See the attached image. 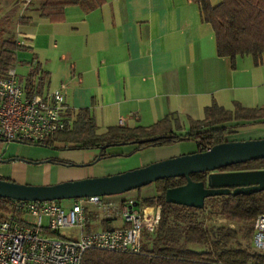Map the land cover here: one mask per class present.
<instances>
[{"label":"crops","instance_id":"0c3cea01","mask_svg":"<svg viewBox=\"0 0 264 264\" xmlns=\"http://www.w3.org/2000/svg\"><path fill=\"white\" fill-rule=\"evenodd\" d=\"M38 3L9 7L26 20L16 39L29 49L18 58L33 61L37 77L45 73L44 92L64 85L67 113L87 109L99 132L115 125L149 126L169 113L185 122L200 120L212 103L226 109L235 102L264 105V64L254 65L250 55L233 61L219 57L213 28L202 21L193 0H104L92 9L68 5L59 21L40 17ZM127 148L144 165L168 150ZM93 155L92 150L0 141V177L26 181L28 164L36 185L84 178L85 171L78 169L84 166H92L89 177L117 172L119 160L89 165ZM55 158L75 165H59ZM88 229H103L100 219Z\"/></svg>","mask_w":264,"mask_h":264},{"label":"trees","instance_id":"16d2710c","mask_svg":"<svg viewBox=\"0 0 264 264\" xmlns=\"http://www.w3.org/2000/svg\"><path fill=\"white\" fill-rule=\"evenodd\" d=\"M31 3L34 0H26ZM40 17L51 21L63 18L68 5L83 4L87 9L100 6L104 0H37ZM198 4L201 19L209 23L214 31L216 53L232 61L237 56L250 55L254 65L264 64V0H193ZM12 13L0 17V78H5L10 68H15L19 60L18 52L29 48L12 35L4 36L13 24ZM24 24L25 17L16 19ZM23 62V61H22ZM29 61L27 64L32 63ZM33 71L22 78L26 94L44 92L45 73L37 77L38 66L32 63ZM70 125L39 142L27 143L58 150L96 149L101 159L117 156L107 154L109 146L132 145L134 151L155 146H169L183 141L195 144L193 152H203L215 144L227 141V137L237 133V127L264 122V105L245 107L235 102L233 108L226 109L216 103L205 107L204 117L193 120L183 134H176L173 124L181 126L176 113L166 114L149 126H109L103 132L87 109L69 111ZM159 137L154 141L139 143L141 140ZM107 146L103 148V146ZM100 159V160H101ZM59 165L68 161L53 159ZM225 170L264 169V159L246 161L223 168ZM203 173L191 175L193 180H204ZM2 178V177H1ZM4 179V178H2ZM185 183L184 178H165L153 183V191L148 196L138 194L140 206L160 205V217L152 231L141 232L138 253L111 252L88 249L81 264H264V251H257L252 244L253 220L264 213V191L252 194H224L208 197L202 208H194L168 203L164 193L168 188ZM139 190V188H138ZM130 199H123L124 205ZM12 199L0 198V216L11 211ZM118 211L116 212V214ZM89 218H99L103 229L114 228L107 219L97 212H88ZM224 219L237 223V227L218 223ZM56 234V233H55Z\"/></svg>","mask_w":264,"mask_h":264},{"label":"built area","instance_id":"2783aa9c","mask_svg":"<svg viewBox=\"0 0 264 264\" xmlns=\"http://www.w3.org/2000/svg\"><path fill=\"white\" fill-rule=\"evenodd\" d=\"M63 88L26 94L16 69L10 68L0 78V141L39 142L66 129L71 120ZM89 211L104 218L117 212L100 196L75 199L68 209L59 201L13 200L11 211L0 216V264H81L88 249L138 253L141 232L156 227L161 207L140 206L130 199L120 211L123 225L99 230L88 229L94 220ZM70 228L79 230L78 239L58 235ZM252 244L264 251V213L253 220Z\"/></svg>","mask_w":264,"mask_h":264},{"label":"water","instance_id":"95a60500","mask_svg":"<svg viewBox=\"0 0 264 264\" xmlns=\"http://www.w3.org/2000/svg\"><path fill=\"white\" fill-rule=\"evenodd\" d=\"M158 138L141 140L139 143ZM100 159L101 156H97L89 165ZM257 159H264V138L227 140L203 152L181 154L116 174L47 185L22 184L0 177V198L44 202L75 200L90 196L104 197L123 194L165 178L182 177L185 183L168 188L164 193L165 201L202 208L204 200L208 197L264 191V169L219 171L234 164ZM195 173H203L204 180H193L191 175Z\"/></svg>","mask_w":264,"mask_h":264},{"label":"rangeland","instance_id":"374dc122","mask_svg":"<svg viewBox=\"0 0 264 264\" xmlns=\"http://www.w3.org/2000/svg\"><path fill=\"white\" fill-rule=\"evenodd\" d=\"M211 1L217 2L218 0H211ZM23 4L30 5V3H28L26 0H16V1L15 0H0V17L3 15H7L9 13H12V16L14 18L13 24L9 27V30L4 35L5 37L13 35L15 38H17V37L21 38L20 33H21V31H23V28H22L23 24L18 23V21L16 20V18H17L16 12H14L12 7L10 9H9V7L11 5L12 6L15 5V7L17 5H18V7L19 6L23 7ZM7 9H9V10L7 11ZM27 66H28V64H26L22 61H18L16 63V74L18 76L26 77L27 74L29 73V69H30L29 66L28 67ZM192 122H193V120H189L186 122L182 121L180 127L173 124V130L175 131L176 134H183L187 131V129L190 128L191 124H194ZM262 128H264V124H261V122L256 123V124L239 126V127H237V133L229 135L227 137V139H228V141H231V140H247V139L264 138V133L260 132L262 130ZM257 131H259V132L257 133ZM261 135H262V137H261ZM14 144H16V143H14ZM18 145H20V144H18ZM128 146L129 145L109 146L106 149L107 154H117V156L107 157L105 159H101L100 161L102 162V161H110V160H114V161L119 160V166L114 168L117 170L116 173H121L124 171L132 170V169L144 166V164H142L140 162L138 154H136V153L130 154V153L126 152V151H129V149L127 148ZM165 147H167L166 149H168V150L161 152L162 153L161 155L157 156L154 160L148 162L147 164L155 162V161H159L162 159L178 156L181 154L190 153L192 150L194 151L195 144L190 142V141H183V142H180V144L178 143V144H173V145H169V146H165ZM51 149H53L54 151H64V150H58V149H54V148H51ZM92 152H94L93 157L98 154L97 153L98 151L96 149H93ZM22 159H26V158H22ZM28 165L29 166H28V172L26 174L27 175L26 181L20 182V181H15V180L10 179V178H4V177L3 178L6 180L17 182V183L36 185V184H32V164H28ZM90 167H92V166H84V167L78 168V169H83L85 171L86 174H85L84 178L89 177ZM72 169H75V167ZM114 171H111V172H114ZM109 172H110V170H109ZM116 173H106L104 175L116 174ZM100 176H103V175H100ZM93 177H95V176H93ZM151 189L153 190V183H151L147 186L141 187V188H139V190L135 189V190L125 192L123 194H119V195L102 197L104 200H107L108 203L114 204V208L118 211L117 214H116V212H113L111 214L112 215L111 218H107V220L109 222H111L113 225H116V226L121 225L123 223L122 219L120 217V211L122 210L121 201L123 199H128V198H133V199L137 200L138 194H141L143 196H148L151 194V191H152ZM59 202L65 209H68L73 204L74 200L67 199V200H61ZM100 218L105 219L103 215L100 216ZM44 223H47L46 219H44ZM218 223L229 224V225H232L235 227L238 226L237 223H231V222H228L224 219L218 220ZM98 226H99V224H98ZM79 234H80V232L77 228L62 229L58 233V235L61 237L75 238V239L79 238Z\"/></svg>","mask_w":264,"mask_h":264},{"label":"flooded vegetation","instance_id":"af4514ba","mask_svg":"<svg viewBox=\"0 0 264 264\" xmlns=\"http://www.w3.org/2000/svg\"><path fill=\"white\" fill-rule=\"evenodd\" d=\"M219 171H234V170H225V169H222V170H219ZM205 177L203 176V179H204ZM199 180H201V179H199ZM198 180V181H199Z\"/></svg>","mask_w":264,"mask_h":264}]
</instances>
